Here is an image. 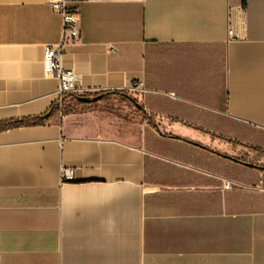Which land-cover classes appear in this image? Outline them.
Here are the masks:
<instances>
[{"label":"crops","instance_id":"crops-1","mask_svg":"<svg viewBox=\"0 0 264 264\" xmlns=\"http://www.w3.org/2000/svg\"><path fill=\"white\" fill-rule=\"evenodd\" d=\"M69 1L80 94L126 91L148 116L0 132V264H264V153L247 147L264 149V0ZM62 31L50 0H0V122L56 103L44 52Z\"/></svg>","mask_w":264,"mask_h":264},{"label":"built area","instance_id":"built-area-1","mask_svg":"<svg viewBox=\"0 0 264 264\" xmlns=\"http://www.w3.org/2000/svg\"><path fill=\"white\" fill-rule=\"evenodd\" d=\"M50 5L54 12H57L62 17L63 31L62 39L56 44H49L45 47L44 63L48 74L57 73L59 75V86L56 92V102L59 104V115L63 117L62 103L70 93L80 94L83 90L78 87V77L74 70H67L63 66V59L65 54V46L69 42H74L80 37V30L78 29V9L73 6L69 0H50ZM233 29L229 28V37L233 35ZM142 90L140 83H135L130 88V92L137 93ZM63 181H73L74 172L72 169L63 168L61 172Z\"/></svg>","mask_w":264,"mask_h":264},{"label":"rangeland","instance_id":"rangeland-1","mask_svg":"<svg viewBox=\"0 0 264 264\" xmlns=\"http://www.w3.org/2000/svg\"><path fill=\"white\" fill-rule=\"evenodd\" d=\"M128 96L137 99L136 96L129 92ZM66 104L67 109H70L71 113H94L97 117L110 122L111 125H115L116 127L121 126L122 128H130L131 125H141L146 120L144 113L139 111L135 103L128 98L111 96L104 101L88 103H78L70 101V99L67 98ZM62 113L66 116L64 109ZM118 131L123 134L125 133V130L122 129H118Z\"/></svg>","mask_w":264,"mask_h":264},{"label":"trees","instance_id":"trees-1","mask_svg":"<svg viewBox=\"0 0 264 264\" xmlns=\"http://www.w3.org/2000/svg\"><path fill=\"white\" fill-rule=\"evenodd\" d=\"M111 96H116V97H120V98H128L130 100H132L136 107L138 103L137 99H133L131 96H128V92L126 91H104V92H99L96 94H76V93H70L67 96H65L64 100H63V107L62 109H64V112L66 113V115L71 114L70 109H67V98L70 99V101H74V102H78V103H85L82 101V97H90V98H94V97H99V99L97 101L94 102H99V101H104L106 100L108 97ZM60 110L59 104L56 102L51 109L44 115L41 116H35L32 118H26V119H13V120H7V121H2L0 122V132L8 130V129H12V128H16V127H22V126H33V125H42L45 124L48 120H50V118L55 115L58 111ZM63 111V110H62ZM139 111H141L142 113H144V115L147 118V114L146 112H144L143 108H139ZM250 149L259 152V153H264V149H262L261 147H254V146H247ZM237 162H241V160L239 159H235ZM247 164L246 162H242Z\"/></svg>","mask_w":264,"mask_h":264},{"label":"water","instance_id":"water-1","mask_svg":"<svg viewBox=\"0 0 264 264\" xmlns=\"http://www.w3.org/2000/svg\"><path fill=\"white\" fill-rule=\"evenodd\" d=\"M98 99H99V97H94V98L82 97V101L85 103L94 102V101H97ZM137 105L140 106L139 104H137Z\"/></svg>","mask_w":264,"mask_h":264}]
</instances>
